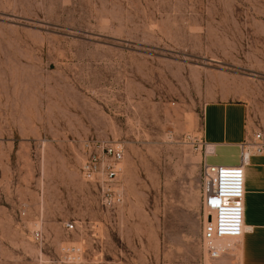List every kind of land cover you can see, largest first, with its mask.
Masks as SVG:
<instances>
[{"label":"rangeland","instance_id":"1","mask_svg":"<svg viewBox=\"0 0 264 264\" xmlns=\"http://www.w3.org/2000/svg\"><path fill=\"white\" fill-rule=\"evenodd\" d=\"M215 100L264 128V0H0V264H238L201 246ZM110 144L111 206L81 169Z\"/></svg>","mask_w":264,"mask_h":264},{"label":"built area","instance_id":"2","mask_svg":"<svg viewBox=\"0 0 264 264\" xmlns=\"http://www.w3.org/2000/svg\"><path fill=\"white\" fill-rule=\"evenodd\" d=\"M205 158L201 167V196L203 220L201 227V246L204 254L214 260L221 257L224 250L236 248L237 240L244 232V169L251 156L264 151V128L249 131L247 137L239 146V158L236 164L212 163L206 157L214 154L213 145L209 146L203 138ZM124 152L121 144H110L95 152L88 162L82 166L83 173L88 177L101 174V202L104 205H114L122 201V188L118 186V166ZM116 197H107L112 186L116 185ZM66 229H72L74 223L64 224ZM231 238V242L220 245V238Z\"/></svg>","mask_w":264,"mask_h":264},{"label":"crops","instance_id":"3","mask_svg":"<svg viewBox=\"0 0 264 264\" xmlns=\"http://www.w3.org/2000/svg\"><path fill=\"white\" fill-rule=\"evenodd\" d=\"M248 106L242 101L215 100L205 104L201 123L203 140L218 150L236 152L250 130ZM244 232L237 240L238 264H264V151L251 156L244 169Z\"/></svg>","mask_w":264,"mask_h":264},{"label":"bare ground","instance_id":"4","mask_svg":"<svg viewBox=\"0 0 264 264\" xmlns=\"http://www.w3.org/2000/svg\"><path fill=\"white\" fill-rule=\"evenodd\" d=\"M209 146H211V145H209ZM231 238H228V237H223V238H220L218 241H220V243L222 242L223 243V241H228L229 242V240H230ZM232 241V240H231ZM230 241V242H231ZM220 245H222V244H220ZM223 245H225V243L223 244Z\"/></svg>","mask_w":264,"mask_h":264}]
</instances>
